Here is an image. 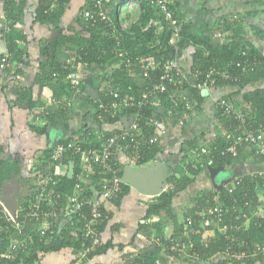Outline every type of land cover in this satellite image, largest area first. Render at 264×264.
I'll return each instance as SVG.
<instances>
[{"label": "trees", "instance_id": "trees-1", "mask_svg": "<svg viewBox=\"0 0 264 264\" xmlns=\"http://www.w3.org/2000/svg\"><path fill=\"white\" fill-rule=\"evenodd\" d=\"M3 1V11L5 16V22L7 23L9 30L3 34V39L5 40V45L7 48V54L9 55V60L12 63L13 61L24 62L23 58L27 56V47L29 41L26 34L23 32V20L21 17L24 15V9L27 3V0H2ZM71 0H60L58 8L55 10H48L49 0H39L37 7L35 8V16L33 17L32 24L41 23L48 24L56 28L57 35L54 40L50 43L49 40H44L43 46H41V55L43 56L40 61L42 67L41 72L38 75L37 82H40L46 94L52 96L56 100L63 99L65 96H70L72 91V83L69 81L67 76L70 73L75 72L76 64H86V68L90 66H96L99 70H104L105 85L102 86L105 90L99 93V96L95 99H89L91 106L96 107L94 111L93 125L96 124L97 119L96 115L99 111H103V108H100V104L107 105L110 102L119 100V98H114V96L109 93V90H106L107 87L119 94V97L124 96L128 97H139L141 93V88H147V92L152 88L151 79H143L139 74L142 72L140 67L139 60L144 58L146 61H153L154 67L153 70H150V73L157 72L159 64L164 63L165 61L170 60L171 58H180L184 55V51L192 48V54L190 55V62L188 66H183V71L188 75H191L196 70L206 71L208 68L213 67L218 69L226 68L229 66L231 70H234L235 73L239 71V67L236 66V61L243 62L244 60L250 62L253 61L254 64H257V67L254 71L248 72L241 76L238 81L234 80H223L218 74H215V86H226L230 85L236 87L238 91H241L243 88H246L247 85L256 83L264 79V56L261 55L260 51L253 47V45L247 40H243L242 43L240 39V33L242 31V26H234L233 23H223L224 32H229V29L233 33L229 35V41L225 43L213 42L208 36L203 35L202 33L196 32L194 26L191 23H185L182 21L184 15L180 11L178 0H174L173 4L170 6L173 11V21L164 22V27L162 30H158L155 26L144 30V26L150 19L162 18V14L157 6H151L145 0L141 1L140 14L136 22L130 25L129 29L119 28L116 33L113 34V29L108 26L105 21L99 19L96 20L95 24H92L91 21L86 22L81 15V12L85 9H93V0H85V2L79 7V10L76 11L71 23L66 28L69 30L71 24L76 22L80 25L79 29L76 30L73 34L71 32L67 34L63 27L60 26V21L65 14L66 9H69L67 5ZM113 0L109 4L114 5ZM125 1V0H117ZM264 1V0H263ZM249 14L255 13L252 11L248 12ZM74 14V13H73ZM115 8L110 12L109 17L116 18ZM110 17V18H111ZM225 24V25H224ZM175 26L180 27V38L177 42L179 46L178 50L173 53V45L167 43L172 28ZM4 28H2L3 30ZM254 33L258 38H264V30H259L253 28ZM49 46L52 47L51 52L49 51ZM248 47L247 54L242 55V50ZM52 53V55H51ZM122 53V55H119ZM1 54L4 53H0ZM173 54V55H172ZM58 55H61L63 60L58 59ZM67 59H74L72 64H66L64 62ZM130 60V64L127 65V60ZM28 62V61H27ZM232 63V64H231ZM231 64V65H230ZM46 66L47 68H43ZM87 68V69H88ZM77 71V70H76ZM78 73V72H77ZM140 77L141 79H139ZM79 85V84H78ZM110 85V86H109ZM172 86V85H171ZM170 86V87H171ZM188 92L187 96L190 100H196L198 102L197 107L201 109V104L203 96L199 95L198 92L192 87L186 85L184 86ZM169 91L172 92L171 88L165 92H157L153 95V100L159 99L160 102L157 104L148 105L142 110L140 125L145 134H151L153 132V127L149 126L147 123V117L156 113L157 111H166L168 109L172 110L171 119L173 123L170 126L177 124V118H183L184 122L192 107H174L172 102L169 100ZM28 100H23L27 103L29 108L40 105L42 102L40 100L33 101L31 100V95L28 94ZM150 98V97H149ZM221 98L229 100L234 104L233 100L227 95L222 96ZM244 101L251 103V111L247 112V120L251 122H257L256 120H261L264 116V87H256L253 90H249L243 94ZM22 100V99H21ZM60 106H58L59 108ZM57 108V110H58ZM60 107V114L62 119L66 117V110ZM256 108V109H252ZM57 110L53 111L54 114ZM126 110H123L125 112ZM131 111V110H128ZM221 118L225 116L229 118V121L235 123V119L227 116L220 110ZM52 115L48 116V123L54 122V117ZM160 115L159 113H157ZM262 115V116H261ZM91 117V118H92ZM109 124L116 126L120 124V119L116 116L112 119H109ZM180 125V124H177ZM183 126V124L181 125ZM40 130L43 128L38 127ZM99 128V126H98ZM102 128V127H100ZM123 128L120 124L119 128H110L107 130L103 129L105 133L111 134L114 131ZM43 130V129H42ZM95 127L92 125H87L85 129L80 134H86L89 131H94ZM77 134L70 135L73 137ZM198 138L194 137L191 140H185L182 143L180 148L181 152H185L184 160L188 159V162L185 165H180L179 173H172L167 179L172 185L162 186L157 185L160 188L158 195L152 200L147 207L146 217L152 215L160 216L161 220L166 219H176L174 212L175 207L173 206L172 200L174 196L185 189L189 184L194 182L196 176L201 172L202 168L200 164L206 163L207 160H211V166H222L225 164H230L233 160V154H221V150L225 149L227 141L224 138H218L213 146H217L216 149H209L210 152L200 153L198 147ZM59 142L66 143V139L60 140ZM247 145V144H243ZM240 145L237 149L243 146ZM251 146V145H250ZM160 146L152 145L148 147L140 148L136 154H133L132 158L136 163L134 168L142 167L146 162L150 161L154 155L160 151ZM124 150V149H123ZM125 153H129L127 150H124ZM255 151V150H254ZM37 153V152H36ZM51 148L45 149L41 154H34L27 157L24 163L28 166V175L23 181V186H27V195L22 196L21 206L17 210L14 209L13 213L10 214L14 216L16 223L22 220L25 224L23 227V233L19 237L25 239L26 249L24 251L17 250L14 254V257H11L9 254L8 246L11 242L10 235H15L16 231L11 228L10 223L7 221V216L4 218L1 213L0 205V264H43V257L45 254L58 253L64 248H69L70 252H75L79 245L72 240L68 228L65 226L61 229L59 234L53 236H43V240L39 241V228L43 226L42 220L31 214L30 207L33 201H35L36 195L39 193V184L43 183L46 179L45 174H51L56 184L49 183L47 189H53L56 192H60L62 198H66L72 191V186L74 179L63 174H54V168L49 166L47 159L51 155ZM199 162H196L197 155ZM127 155V154H126ZM189 157V158H187ZM259 157V156H258ZM262 158V157H260ZM35 160V162L31 161ZM195 159V160H194ZM192 161V162H191ZM77 161L75 160L74 169L76 171ZM195 163V164H194ZM197 163V164H196ZM12 164V166H11ZM194 164V165H193ZM15 167V169L13 168ZM118 166L121 170L124 168V164L118 163ZM16 173V175H22V163L21 166L17 163H8L1 165L0 167V182L6 181L9 174ZM20 175V177H21ZM179 175V176H176ZM252 175V176H251ZM35 176V179L38 178V183L32 181V177ZM240 182L235 186L232 192L228 191L227 185L219 190L218 193V202L224 208L229 210L225 213L224 218L220 224L227 222V224H234L240 226L242 223L243 212H249V205L255 204L257 202V196L261 190L260 183L264 181L259 175H245L239 177ZM21 179V180H22ZM96 181V179H95ZM51 182V181H50ZM37 184V185H36ZM231 187V186H230ZM122 193L117 199H120L123 194L129 191V184L123 182L122 184ZM26 194V193H25ZM202 196H208L209 193L202 192ZM199 195V197H202ZM234 199L236 201H234ZM264 199V198H263ZM116 200V199H115ZM112 201V200H111ZM213 202L214 201H210ZM119 203V200L116 202ZM247 203V204H246ZM246 204V205H245ZM44 207V203H42ZM236 208L235 211H232L230 207ZM248 205V206H247ZM61 205L58 204V208ZM58 214L60 209L56 211ZM250 215V213L248 214ZM110 215L104 214L102 221L101 229L103 225L107 222ZM252 222L248 224V227L242 229L240 235L236 236L239 239V243L235 237L231 235L226 236V234L216 233L208 227L198 226L196 223H193V231L190 229L191 226H187L186 229H183V225H179V231H175V240H184L186 242H192L193 246L188 247L184 252H178L170 249L171 238L163 239L161 245L156 246L153 250L150 251H139L136 257L129 264H158L161 254H166L172 256L175 259H181L186 264H219L220 259H211L210 257L215 254H220L226 249L227 245H231V250H244L247 247H253V242L258 241L259 243L264 242V226H257L255 222H262L264 224V218L260 216H254ZM52 223L54 226V217H49L46 220V224ZM52 226V227H53ZM153 226L157 229V234L160 233L161 221L154 223ZM38 232V233H37ZM230 232V230L228 231ZM230 234V233H229ZM244 241H247V245L244 244ZM114 247V244L111 240L106 241L101 246L96 248L92 253L93 256L100 255L105 253L108 249ZM122 245H118V249H121ZM61 256V255H60ZM264 256V254L262 255ZM262 256H258L261 258ZM64 264H66V259H68L65 254L61 256ZM257 258H251L249 261L251 264H255ZM128 264V262H127Z\"/></svg>", "mask_w": 264, "mask_h": 264}, {"label": "crops", "instance_id": "crops-1", "mask_svg": "<svg viewBox=\"0 0 264 264\" xmlns=\"http://www.w3.org/2000/svg\"><path fill=\"white\" fill-rule=\"evenodd\" d=\"M39 0H27L24 15L22 18L23 32L26 34L29 41L27 47L28 55L23 58L24 62L13 61L6 66L5 69L0 70V167L4 162L6 164L17 163L21 166L22 163V175H16V173L9 174L10 177L4 182H0V205L2 207L1 213L4 218L6 215L12 214L14 209H18L21 206L19 201L23 195H27V186H23L22 179L24 176H29L28 166L24 163L26 158L30 155L41 154L45 149L51 148L54 144L60 140L68 139L70 135H79L87 125H93L94 111L96 107L91 106L89 99H91L85 90L87 87L93 88L97 97L99 93L105 89L102 87L105 85V77L88 76L84 74L82 68H86V64H76L75 72L70 73L67 78L70 81L69 76L76 80L77 85H72L71 95L65 96L61 100H56L49 94H46L40 82H37L39 73L41 72L40 61L43 56L41 55V46L44 44V40H49L53 31V26L48 24H41L33 22L35 16V8L38 5ZM85 2V0H71L66 9L65 15L60 21V26L64 28L65 32L73 34L75 31L66 30L71 23L76 11ZM74 5L78 4L73 9ZM81 3V5H80ZM179 8L184 15L182 21L185 23H191L195 31L199 28V33H202L208 38L215 37L213 42L225 43L229 41V35L233 33L232 29L229 32H224L223 27L217 30L225 22L233 23L234 26L241 25L242 31L240 33V42L247 40L253 47L256 48L254 41L256 39L249 40L248 36L254 38V30H248L244 19L246 16L255 17L263 15L264 1L263 0H178ZM75 5V6H76ZM138 9V7H134ZM252 11L255 13L249 14ZM74 13V14H73ZM128 19H133L132 13H129ZM117 17V15H116ZM127 19V20H128ZM3 1H0V43L5 44L3 34L9 27L4 21ZM118 22V17H117ZM119 24V23H118ZM225 25V24H224ZM2 28H4L2 30ZM56 29V28H55ZM251 33V34H249ZM253 35V36H252ZM46 37V38H45ZM258 40H264L259 38ZM6 46V45H5ZM261 47V46H260ZM258 47V48H260ZM191 51L190 53L188 51ZM189 50L184 51V55L181 56V65H190V55L193 49L189 47ZM59 60H63L61 55H58ZM74 59H67L64 62L66 64H72ZM28 61V62H27ZM43 68H47L44 66ZM104 69L103 71H105ZM100 74L104 75L100 70ZM78 72V73H77ZM102 79V80H101ZM79 84V85H78ZM256 87H264V79L256 83L247 85L241 91H238L236 87L230 85L226 86H213L210 88L209 95L204 97L200 107L198 108V102L192 100L196 105H193L183 126L174 125L168 126L166 133L160 138L158 146L160 151L157 152L154 157L146 162L140 171L143 172L147 183L155 182L156 185L162 184V186H171L172 183L168 181V177L173 173H179L180 165H185L188 159H185V152H181L180 148L185 140H191L197 137L198 149L200 153L210 152L209 149H216L217 146H213L218 138H224L227 141L228 146L237 133L235 131L236 123L229 121V118L223 116L221 118L220 109L217 106V101L225 95L229 96L234 102V106L242 111H251V103L244 101L243 94L249 90H253ZM28 94L31 95V100H40V105L29 108L27 103L23 100H28ZM96 97V98H97ZM22 99V100H21ZM71 103V104H70ZM62 111L66 110V117L64 119L58 116ZM58 108V110H57ZM256 109V108H252ZM57 110L54 114L53 111ZM257 110V109H256ZM54 122L49 124L48 116L52 115ZM262 116V115H261ZM92 117V118H91ZM95 117V116H94ZM259 122L260 120H256ZM38 127H43L41 130ZM119 128L120 124L113 126L106 124V129ZM202 146H206L207 150L201 151ZM226 148V147H225ZM223 150V149H222ZM37 152V153H36ZM125 153L121 148H117V159L119 163L124 165H132L131 157ZM197 155L196 162H199ZM189 158V157H187ZM192 162V161H191ZM195 164V163H194ZM193 164V165H194ZM197 164V163H196ZM12 166V164H11ZM201 172L196 176L194 182L189 184L185 189L178 192L173 200V206L175 207L174 215L176 219L161 220L160 216L152 215L145 216L147 212L148 204L154 200L158 195H148L141 193L135 189L133 185L129 184V191L120 197V199L109 201L105 206V212L108 217L107 222L103 225L101 236L103 243L111 240L114 247L108 249L105 253L96 255L93 257V262L102 264H128L136 257L140 251H150L156 246L161 245L162 238L169 239L174 238L175 231H179V225H183V229L187 226H191V230L194 227L193 223L196 220L197 212L200 211L202 206L210 203V201L218 202L219 190L227 185V183L234 177H241L249 174L264 175V159L256 155L254 148L250 145H243L240 150L233 155V160L230 164L222 166H211V160H207L206 163H201ZM220 168L221 179H226L225 183L221 187H217L213 184L211 178V169ZM15 169V167L13 166ZM65 168L61 167L60 172L63 174ZM69 167L67 169V174ZM226 174V175H225ZM68 176V175H67ZM179 176V175H176ZM22 179V180H21ZM38 183V181L34 182ZM33 183V184H34ZM37 185V184H36ZM261 190L257 196V202L249 207V212H243L244 214L256 215L264 218V181L260 183ZM202 192L209 193L208 196H202ZM26 193V194H25ZM201 195L202 197H199ZM16 198V199H15ZM36 198V197H35ZM119 200V203L116 202ZM18 202V203H17ZM247 204V203H246ZM245 204V205H246ZM221 205V204H220ZM161 221L160 233L157 234V229L153 226L154 223ZM240 226L230 224L226 229L219 223H213L208 228L216 233L231 235L235 237L236 242L239 243V239L236 236L240 235L242 229L248 227L246 221L242 219ZM229 225V224H228ZM230 230V232H228ZM230 233V234H229ZM246 242V241H244ZM259 243L258 241L253 244ZM118 245H122L121 249H118ZM231 246V245H227ZM226 246V247H227ZM61 253V252H60ZM263 254L256 255L253 258L262 256ZM68 256V255H66ZM223 255L215 254L210 257L211 259H222ZM43 264H64L60 255L45 254L43 257ZM68 259H66L67 262ZM255 264H264V256L258 257L255 260ZM158 264H186L181 259H175L172 256L161 254ZM251 264V262H247Z\"/></svg>", "mask_w": 264, "mask_h": 264}, {"label": "built area", "instance_id": "built-area-1", "mask_svg": "<svg viewBox=\"0 0 264 264\" xmlns=\"http://www.w3.org/2000/svg\"><path fill=\"white\" fill-rule=\"evenodd\" d=\"M111 0H93V9H85L81 12L86 22L91 21L95 24L99 19L105 21V23L114 29L111 25L110 12L115 8L119 28L129 29L130 25L137 21L138 18L128 19L129 10L134 7H138L140 11V0H125L117 1L113 0V4H109ZM151 6H157L162 14V18L150 19L144 26V30L155 26L158 30H162L164 22L173 21V11L171 5L174 0H145ZM60 0H49L48 10H55L58 8ZM111 5V9L108 10L107 6ZM128 9V11H126ZM124 12L127 17V22H120L119 16ZM139 17V16H138ZM264 24V22H262ZM264 30L263 26H261ZM167 41L169 45H173L172 51L178 50L179 46L177 42L180 36V27L175 26ZM117 29L113 30V34ZM257 37L254 44L264 56V45L259 44ZM264 43V41H262ZM261 46V47H260ZM260 47V48H258ZM248 47L242 50V55L247 54ZM122 55V53H119ZM11 62L7 53L0 56V70L5 69ZM142 72L139 74L141 78L152 80V88L146 91L147 88H141L139 97H119L116 90H109L114 98H119L113 102L108 103L106 106L100 104V108L103 111H99L96 115V127L94 131H89L86 134H79L73 137H68L66 143L57 142L51 147L52 153L48 157L47 162L49 166L54 168V174H62L60 172L61 167L65 170L63 175H67V169L69 165L72 166V173L70 178L74 179L72 191L66 198H62L60 192H56L53 189H47L49 183L56 184V180L53 179L51 174H45L47 177L43 183L39 184V193L36 195L35 201L31 204V214L38 219L42 220L43 226L39 228V241H42L43 236H53L59 234L61 229L65 226L68 228L69 234L73 241L79 245V248L75 252H68V258L66 264H102L93 262L92 252L103 244L101 236V226L104 218L105 206L111 201L115 200L122 193V173L118 166L117 148L130 151L132 164L135 165L133 154L140 151V148L157 145L160 138L166 133L168 126L173 123L171 119L172 110L157 111L149 117H147V123L153 127L151 134H145L140 125L142 110L148 105L157 104L159 99L153 100V95L157 92L169 91V100L174 107H192L196 105L187 96L188 92L184 86L188 85L195 89L199 95L206 97L209 95L210 88L215 85V74H218L223 80L238 81L242 75L252 72L257 67L253 61L243 62L236 61V66L239 67V71L235 73L229 66L226 68L218 69L210 67L206 71L196 70L191 75H188L183 71V67L180 63V58H171L162 64H159L158 71L150 73L153 70V61H146L144 58L139 60ZM130 64V60H127V65ZM232 64V63H231ZM230 64V65H231ZM70 82L75 86L78 82L71 76H69ZM141 79L140 77H138ZM142 80V79H141ZM172 85V86H171ZM171 86V87H170ZM156 96V95H155ZM150 97V98H149ZM217 106L223 113L235 119V131L233 141L221 150V154H233L237 153V149L240 145H251L257 156L264 159V116L259 122H251L247 120V112L236 108L229 100L220 98L217 101ZM123 110H126L123 112ZM131 110V111H128ZM159 113L160 115H158ZM120 119V124L123 126L121 118L123 116H129L131 118L130 124L127 128L123 126L117 131L111 134L105 133V125L108 124L109 119L114 117ZM184 123L183 118H177V124L182 125ZM99 126V128H98ZM102 127V128H100ZM75 160L77 161L76 171L74 169ZM33 161V160H31ZM35 162V160L33 161ZM252 176V175H251ZM261 179H264V175H260ZM96 179V181H95ZM239 177H234L227 183L228 191L232 192L236 185L240 182ZM51 181V182H50ZM231 186V187H230ZM234 201H236L234 199ZM44 203V207L42 205ZM58 204L61 205L58 208ZM230 209L235 211L236 208L231 205ZM60 209L59 214L56 212ZM229 209L224 208L219 203H207L202 206L199 212H197L196 220L191 223H196L201 227H209L213 223H221L225 213ZM54 217V226L52 223L46 224V220L49 217ZM256 215L243 214L242 219L247 224L252 222V218ZM261 216V215H259ZM258 217V216H257ZM7 221L10 223L11 228L16 231L15 235L11 234L9 237L11 242L8 246L9 254L14 257L17 250L24 251L26 249L25 239L19 238L25 226L24 222L20 220L16 223L14 216L8 213ZM224 224V223H223ZM221 224V225H223ZM257 226H264L262 222H255ZM53 226V227H52ZM230 225L224 224L223 228L226 229ZM193 231V230H192ZM38 233V232H37ZM247 245V241L244 242ZM192 242H186L184 240L171 239L170 249L178 252H184L188 247H192ZM67 250L69 248H66ZM264 254V242L253 244V247H247L244 250H231L230 246L221 252L223 255L219 264H247L251 258L256 255Z\"/></svg>", "mask_w": 264, "mask_h": 264}, {"label": "water", "instance_id": "water-1", "mask_svg": "<svg viewBox=\"0 0 264 264\" xmlns=\"http://www.w3.org/2000/svg\"><path fill=\"white\" fill-rule=\"evenodd\" d=\"M56 35H57V31L55 28H53V31H52L50 38H49L50 43L54 40ZM51 50H52V47L49 46V51L51 52ZM0 53H7V48L3 42L0 43ZM51 55H52V53H51ZM84 92L92 100H95L97 97L96 91L91 87H87ZM130 120H131V118L129 116H123L121 118V121H122L125 128H127L128 125L130 124ZM92 126L96 127L95 124ZM72 171H73L72 166L69 165V172L67 175L70 176ZM220 172H222V169H220L218 167L211 169L212 182L217 187H221L226 181V179H221ZM122 181L130 183L131 185H133V187H135V189L139 190L141 193H144V194L155 195V194H158L160 192V188L157 187L155 182L147 183L145 175L143 174V172H141L139 168H134L132 165H125L124 166V168L122 170ZM160 185H162V184H160Z\"/></svg>", "mask_w": 264, "mask_h": 264}, {"label": "rangeland", "instance_id": "rangeland-1", "mask_svg": "<svg viewBox=\"0 0 264 264\" xmlns=\"http://www.w3.org/2000/svg\"><path fill=\"white\" fill-rule=\"evenodd\" d=\"M1 1V0H0ZM76 5V4H75ZM74 5V3H73V9H72V11H74V9H75V7H77V5L75 6ZM80 5H81V3H80ZM79 6V5H78ZM111 5H108L107 6V9L108 10H110L111 9ZM137 7V6H136ZM78 8V7H77ZM126 11H128V9L126 10ZM123 14H121L120 16H119V19H120V22L121 23H123V22H127V17H126V14L124 13V12H122ZM129 13H132V16H130V17H133V19L135 20L136 18H138V16H139V14H140V11L138 10V9H131V10H129ZM65 15V14H64ZM128 15H130V14H128ZM111 17V16H110ZM242 20H244V22H245V24H246V28L248 29V30H254L253 28H257V29H259V30H262V28H261V26H263V28H264V24L262 23V22H264V12H263V15H260V16H257V17H255L254 15H253V17L252 16H246L244 19H242ZM111 25L115 28V29H119V24H118V22H117V17L115 18V17H111ZM79 27H80V25L79 24H77L76 22H73L72 24H71V28L69 29L70 31H76V30H78L79 29ZM222 27L220 26V27H218V29L217 30H220ZM197 32H199V28H197ZM249 34H251V33H249ZM253 36V35H252ZM46 38V37H45ZM215 37L213 36V37H211V39L213 40ZM248 38H249V40H251V39H257V36L255 35L254 36V38H252V37H250V35L248 36ZM262 41H264V40H260L259 41V44H263L264 45V43L262 42ZM189 49H187V51H188ZM189 53L191 52L190 50L188 51ZM88 68V67H87ZM87 68H82V70H83V72H84V74H87L88 76H93L94 78H95V76H99L100 78H103V75L102 74H100V70L99 69H97V67L96 66H90L88 69ZM102 80V79H101ZM110 86V85H109ZM106 90H111V87H107L106 88ZM71 104V103H70ZM204 150H207V147L206 146H202V148H201V151L202 152H204ZM33 160V159H32ZM226 175V174H225ZM30 177V176H29ZM32 181H33V183L34 182H36V181H38V178H36L35 179V176H33L32 177ZM16 199V198H15ZM22 200V199H21ZM21 200L19 201V202H21ZM18 203V202H17ZM61 253H60V255L61 256H64V254H65V256L66 255H68V252H69V250H67V249H63L62 251H60ZM58 253H53L52 255H57Z\"/></svg>", "mask_w": 264, "mask_h": 264}, {"label": "clouds", "instance_id": "clouds-1", "mask_svg": "<svg viewBox=\"0 0 264 264\" xmlns=\"http://www.w3.org/2000/svg\"><path fill=\"white\" fill-rule=\"evenodd\" d=\"M5 54V53H4ZM123 124V123H122Z\"/></svg>", "mask_w": 264, "mask_h": 264}, {"label": "flooded vegetation", "instance_id": "flooded-vegetation-1", "mask_svg": "<svg viewBox=\"0 0 264 264\" xmlns=\"http://www.w3.org/2000/svg\"><path fill=\"white\" fill-rule=\"evenodd\" d=\"M124 126V125H123ZM70 137V136H69Z\"/></svg>", "mask_w": 264, "mask_h": 264}]
</instances>
